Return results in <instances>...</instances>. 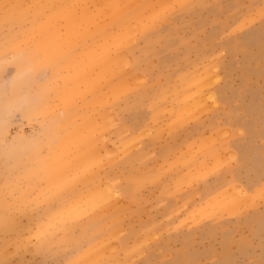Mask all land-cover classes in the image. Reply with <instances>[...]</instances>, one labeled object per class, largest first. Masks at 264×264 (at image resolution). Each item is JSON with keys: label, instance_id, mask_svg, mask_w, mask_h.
<instances>
[{"label": "rangeland", "instance_id": "obj_1", "mask_svg": "<svg viewBox=\"0 0 264 264\" xmlns=\"http://www.w3.org/2000/svg\"><path fill=\"white\" fill-rule=\"evenodd\" d=\"M0 264H264V0H0Z\"/></svg>", "mask_w": 264, "mask_h": 264}]
</instances>
